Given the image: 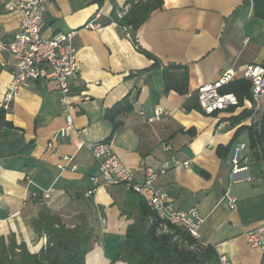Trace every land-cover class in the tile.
I'll use <instances>...</instances> for the list:
<instances>
[{"label":"crops","instance_id":"1","mask_svg":"<svg viewBox=\"0 0 264 264\" xmlns=\"http://www.w3.org/2000/svg\"><path fill=\"white\" fill-rule=\"evenodd\" d=\"M5 1L0 0V40L12 39L22 19L6 10ZM127 2L51 0L42 36L77 31L80 70L70 80L68 95L74 129L50 150L48 143L67 124L63 94L43 78L29 79L17 89L5 108L11 126L0 125V236L15 233L18 242L38 253L47 237L38 236L30 220L45 205L67 226L93 222L97 239L85 264H125L116 257L138 208L127 187L97 184L98 163L87 150H77L75 139L107 140L113 126L105 112L130 95L133 110L120 116L122 126L112 139L122 162L139 181L149 170L166 169L155 186L176 208L200 210L204 244L226 254L233 264H264L263 250L246 240L248 230L264 224V159L254 156L247 128L259 123L263 113L252 99L214 114L185 108L200 85L215 81L223 71L240 73L246 65H264V20L255 15L254 0H163L139 26H127L131 38L113 14ZM91 20L100 27L87 28ZM155 61L158 68L130 75ZM172 64L188 69L186 95L166 91L163 68ZM15 66L11 54H1L0 106ZM157 107L166 114L149 122ZM245 110L249 116L238 118ZM237 142L246 145L243 157L252 180L231 184L229 160ZM62 155L75 157L61 170L59 165L66 164ZM173 158L191 165L174 166ZM35 192L41 197L38 202L31 198ZM227 192L237 198L234 208ZM127 207L129 215L121 212Z\"/></svg>","mask_w":264,"mask_h":264},{"label":"built area","instance_id":"2","mask_svg":"<svg viewBox=\"0 0 264 264\" xmlns=\"http://www.w3.org/2000/svg\"><path fill=\"white\" fill-rule=\"evenodd\" d=\"M51 0H6L5 8L7 11H16L21 14L22 19L18 33L9 40H0V56L2 53L11 54L16 60L13 70V79L10 83L3 102V107L8 108L17 89L29 79L43 78L52 81L63 94L64 106L67 111V124L60 128L48 143V148L53 150L55 142L59 138L67 137L74 129L73 112L74 108L68 101L70 91V80L78 75L80 70L75 37L76 30L58 33L52 37H43L42 28L44 16L50 5ZM131 3H125L118 7L116 21H122L130 12ZM89 29L99 28L95 20H91L86 25ZM126 37L131 38L128 27L124 26ZM43 66V67H42ZM237 79H245L251 82V94L255 109L264 111V65L249 64L243 70H225L218 79L211 83L200 85L196 90L198 103L206 114H214L219 111L227 110L239 104L237 95L233 92H222L221 89L227 83ZM166 111L162 107H157L154 114L148 117L149 122L160 120ZM77 150H87L98 163L100 176L96 179L97 184L106 186L122 185L138 193L150 207L155 215L157 230L159 233L173 234V240L178 243H187L180 234H176L175 229H181L187 233L196 246L203 243L201 227L204 217L196 207L189 210L176 208L168 200L166 193L155 186L156 179L167 170H149L142 181L135 177L133 168L125 165L115 153L111 141L88 142L81 137L75 139ZM246 145L237 142L230 155V183L249 182L252 180L249 165L243 157ZM66 164L59 167L65 169L71 164L75 156L62 155ZM173 165H184L190 167V161L181 162L173 158ZM76 169V166H71ZM38 193H33L37 197ZM49 197L48 194L44 195ZM231 208H234L237 198L230 193H226ZM105 223L106 221L103 220ZM246 240L252 247H258L264 252V224L251 228L246 232ZM217 264H233L229 257L224 253H218Z\"/></svg>","mask_w":264,"mask_h":264},{"label":"trees","instance_id":"3","mask_svg":"<svg viewBox=\"0 0 264 264\" xmlns=\"http://www.w3.org/2000/svg\"><path fill=\"white\" fill-rule=\"evenodd\" d=\"M99 4L103 0H95ZM132 8L122 20L125 26L137 27L157 7L162 6L163 0H128ZM255 15L264 20V0H254ZM117 9V8H116ZM115 9V11H116ZM114 11V13H115ZM113 13V14H114ZM115 20H116V14ZM151 58L155 57L145 52ZM159 63L148 69L133 71L130 75H140L153 68H158ZM166 91L176 90L180 94L188 93V69L180 65H168L163 68ZM222 92H233L242 105L246 99H252L251 82L245 79H237L223 86ZM130 95L119 101L116 106L108 109L105 117L113 126L109 138L111 141L122 126L120 116L133 110ZM236 106H232L234 108ZM187 110L201 109L196 93L190 96L185 104ZM249 112L243 111L238 118L249 116ZM0 125L11 126L6 120V109L0 106ZM245 128V127H243ZM249 130L250 146L254 156H262L264 159V111L261 121L247 126ZM231 145L236 140V136ZM131 191V203H135L139 215L126 229L125 243L116 260H122L125 264H217L218 252L211 244L198 243L192 247L194 241L182 231L175 229L187 243H178L173 240V234L159 233L155 215L142 197ZM32 200L38 202L40 196L31 195ZM128 207L121 210L128 213ZM95 220V219H94ZM30 225L38 236H46L47 243L38 253H32L26 242H18L15 233L8 237L0 236V264H85L86 254L92 249L93 240L97 239L93 222L86 220L82 225L67 226L58 214L52 212L47 206L42 205L37 216L30 220Z\"/></svg>","mask_w":264,"mask_h":264},{"label":"rangeland","instance_id":"4","mask_svg":"<svg viewBox=\"0 0 264 264\" xmlns=\"http://www.w3.org/2000/svg\"><path fill=\"white\" fill-rule=\"evenodd\" d=\"M244 140H245V137H244Z\"/></svg>","mask_w":264,"mask_h":264}]
</instances>
